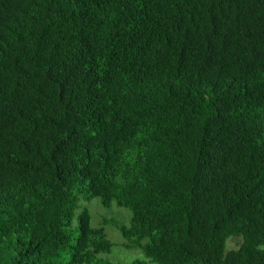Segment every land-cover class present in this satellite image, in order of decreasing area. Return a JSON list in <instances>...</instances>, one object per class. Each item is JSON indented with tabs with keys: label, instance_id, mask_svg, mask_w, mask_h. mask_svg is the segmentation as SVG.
I'll use <instances>...</instances> for the list:
<instances>
[{
	"label": "trees",
	"instance_id": "trees-1",
	"mask_svg": "<svg viewBox=\"0 0 264 264\" xmlns=\"http://www.w3.org/2000/svg\"><path fill=\"white\" fill-rule=\"evenodd\" d=\"M91 199L118 264H264V0H0V264H112Z\"/></svg>",
	"mask_w": 264,
	"mask_h": 264
},
{
	"label": "rangeland",
	"instance_id": "rangeland-1",
	"mask_svg": "<svg viewBox=\"0 0 264 264\" xmlns=\"http://www.w3.org/2000/svg\"><path fill=\"white\" fill-rule=\"evenodd\" d=\"M84 205V204H83ZM91 214V223L95 227L103 226L106 234V238L113 244V248L110 253H102L99 257L109 263H129L136 259H144V255L141 250L138 249H128L124 246V240L114 226L112 222H117L118 224H129L130 212L125 208L116 207L114 209L104 208L99 199H91L85 205ZM107 220V221H106ZM240 239L229 238L227 240V248L235 249L237 242Z\"/></svg>",
	"mask_w": 264,
	"mask_h": 264
}]
</instances>
